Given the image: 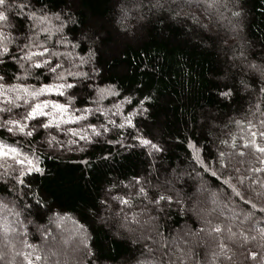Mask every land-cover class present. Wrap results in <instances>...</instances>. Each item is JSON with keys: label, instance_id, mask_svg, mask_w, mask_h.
<instances>
[{"label": "trees", "instance_id": "1", "mask_svg": "<svg viewBox=\"0 0 264 264\" xmlns=\"http://www.w3.org/2000/svg\"><path fill=\"white\" fill-rule=\"evenodd\" d=\"M0 11V264H264V0Z\"/></svg>", "mask_w": 264, "mask_h": 264}, {"label": "snow or ice", "instance_id": "2", "mask_svg": "<svg viewBox=\"0 0 264 264\" xmlns=\"http://www.w3.org/2000/svg\"><path fill=\"white\" fill-rule=\"evenodd\" d=\"M5 2H6V0H0V6H4L5 5ZM5 20H7V17H6V15H5V13L3 12V11H0V21H5ZM8 51V49H7V47H4L3 48V52H7ZM37 67H39V65H37ZM251 67H255L254 65L253 66H251ZM46 90L47 91H51V89L50 88H46ZM147 99V98H146ZM63 105H55V108L56 109H60V110H63ZM41 114V105H36V107L35 108H33L32 109V111L29 113V116H32V115H40ZM76 119H78V118H76ZM9 123H12V124H16L17 122L16 121H10ZM127 123L129 124V125H131V123H132V121H131V119H128L127 120ZM45 127H47L48 125H44ZM121 127H123V125H121ZM105 131H107V129L105 128L104 129ZM9 131H11V129H9ZM19 131H21V132H23L24 131V129H23V127H20L19 128ZM97 135H99V133L97 132L96 133ZM28 135H31V133H28ZM255 135V134H254ZM260 135L261 136H264V133H260ZM82 139H86V137H82ZM142 143H145V144H148V143H150V141H142ZM252 143H253V145L256 147V151H258V152H261V153H264V147H260V146H258V145H255V141H252ZM248 145L246 144L245 145V147H247ZM152 147L154 148V149H156V150H159L158 148H157V146L155 145V144H153L152 145ZM13 154H15L16 153V149H11L10 150ZM5 155H7V153L3 150V146H0V156H5ZM221 155L223 156V153H221ZM240 155H244V153L243 152H241L240 153ZM18 163H23V161H18ZM28 164H32V161H28ZM35 171L36 172H40L41 171V169L40 168H35ZM21 175H23V172H21ZM213 175H215V173H213ZM234 191H235V189H233ZM141 192H143V189H141ZM236 195H240V193L239 192H237L236 193ZM160 200H164V199H171L170 197H160L159 198ZM122 203H126V201H121ZM159 201H157V203H158ZM252 207H255V205L253 204L252 205ZM262 211H264V209H261ZM219 227H217L216 229H215V231H217V232H219ZM254 255V254H253Z\"/></svg>", "mask_w": 264, "mask_h": 264}, {"label": "clouds", "instance_id": "3", "mask_svg": "<svg viewBox=\"0 0 264 264\" xmlns=\"http://www.w3.org/2000/svg\"><path fill=\"white\" fill-rule=\"evenodd\" d=\"M21 67H23V65H21ZM0 79H2V77H0ZM45 91H47L46 88H40L38 91L31 92L30 95L38 96L41 92H45ZM17 99H19V97H17ZM50 103H52V102L51 101H44V106H46ZM55 105H58V104H53V108H55ZM49 123H51V121Z\"/></svg>", "mask_w": 264, "mask_h": 264}, {"label": "rangeland", "instance_id": "4", "mask_svg": "<svg viewBox=\"0 0 264 264\" xmlns=\"http://www.w3.org/2000/svg\"><path fill=\"white\" fill-rule=\"evenodd\" d=\"M128 6H131V3H128V5H127V10H129V11H131L132 9V7H128ZM125 17L127 18V17H129V15H128V13L126 12L125 13ZM4 151H5V149H3ZM0 244H1V242H0Z\"/></svg>", "mask_w": 264, "mask_h": 264}]
</instances>
